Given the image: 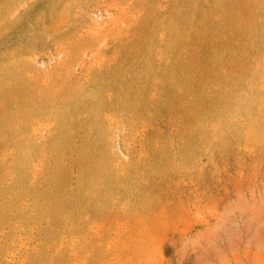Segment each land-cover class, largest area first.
Here are the masks:
<instances>
[{
  "label": "rangeland",
  "instance_id": "rangeland-1",
  "mask_svg": "<svg viewBox=\"0 0 264 264\" xmlns=\"http://www.w3.org/2000/svg\"><path fill=\"white\" fill-rule=\"evenodd\" d=\"M34 1L26 24L24 6L0 3V45L26 31V60L57 62L34 92L57 114L74 107L43 171L37 156L38 171L26 163L18 177L0 139V264H264V0H201L184 42L167 24L182 0H64L52 17ZM124 89L145 102L125 109ZM3 96L0 121L6 105L29 103ZM114 118L125 161L89 144ZM54 170L62 202L26 195Z\"/></svg>",
  "mask_w": 264,
  "mask_h": 264
},
{
  "label": "bare ground",
  "instance_id": "bare-ground-1",
  "mask_svg": "<svg viewBox=\"0 0 264 264\" xmlns=\"http://www.w3.org/2000/svg\"><path fill=\"white\" fill-rule=\"evenodd\" d=\"M9 1L10 0H0V3L3 6H6L9 3ZM15 2H16L15 4L18 6H24L23 9L21 10V12L19 13V16L16 17V22L20 21V22H24L26 24V18L28 16V14L26 13V0H15ZM182 2L187 4V6H174V8L171 10V12L168 14V17H167L168 23H167V21H166V23L169 24V26H171L169 38L172 41L178 40V41L184 42V41L189 40L191 38V33H192L191 27L197 22V19H198V8H199V6H195V5L199 4L201 2V0H182ZM64 4H65L64 0H35L31 6H45L44 11L46 13V16L52 17L58 12V9H59L58 6H64ZM105 14H107V13H105ZM97 17L98 18L100 17L99 14L96 15V18ZM44 19H45V17H44ZM92 22L96 27H98L100 25L98 22H96V20L94 22V20L92 19ZM1 33L2 34H0V36H2L5 33V30L3 29L1 31ZM36 41L38 43H40L41 38L40 37L37 38ZM172 47L173 46L169 45L167 49H172ZM23 50H24V53H23ZM25 50H26V31L23 34H19L16 37H14L13 39L9 40L8 42L0 45V53L2 56H5L7 54V52H12L13 54H16L18 56L16 58V60H14V61H6V62L3 61L0 63V96H1V94H3L4 95L3 98L7 102L8 100H10L8 98L11 97L13 94L21 93L23 95V98L28 99V102H29L28 105H26L25 102L19 103V105L15 106L14 108L8 107L6 105V111L2 114V119L0 121V139H3V142L5 143L6 148L13 151L11 153V156L7 160H9V163L12 164L13 170H15V168L19 170V172H18L19 174L17 175L18 177H20L22 175V172H23L22 170H23V168H25L26 163H30V165L32 166L33 173L38 171V165L39 164L36 165L35 163H33V160L37 156H40L41 161L39 163L41 164L42 171H43V168L45 167L43 164V160L45 159V157L47 155V152H48L47 150H50L53 152L55 150H57L58 140L61 139L63 130L66 128L65 127L66 123L68 122L69 118L71 117V114L73 111L72 107H74V106H71V104H70L66 109L62 110L59 114H57V113H55V111L52 108L48 107V104H45L43 102L42 98L40 96H38V94H39L38 92H34L32 84L36 83L39 80L44 82L48 78H50V77L52 78V75H54V66L57 65V62L51 65L52 68H48L47 64L44 61L32 63L30 60H26ZM26 61L28 62V64H26ZM170 63L171 64H169V66H167V68L163 71L164 75L176 70L174 65L172 66L171 60H170ZM174 64L178 65L177 63H174ZM193 74H194V72H190V71H188L186 73V76H187L186 78L188 81H191L193 79ZM30 75L32 77H34L33 80L30 78ZM184 82H185V80H184ZM234 82H235V85H237L238 87L245 88L246 89L245 90V96L250 97V89L253 86L250 87L249 82L239 83L236 80H234ZM6 83H9V84L6 85ZM166 89L170 90V87L167 86ZM122 91L125 93L124 97L126 99L125 102L127 103V105L125 106V109H126V107L132 108V109H137V107L139 105H141L145 102L144 98L146 96H144L142 99H135L134 100V99H131V97H130V91H126V89H124ZM99 92H101V91H99ZM227 104H229V103H227ZM247 105H248V103L244 102L243 104H240L238 107L240 110L246 111ZM102 106H103L102 104H99V106H98V110H99L100 114H103L106 111V110H104V108H102ZM26 110H28V111L31 110V113L29 116L27 115L28 111H26ZM47 115H52V116L50 117V119H47L48 118ZM92 115L95 116L96 114H92ZM114 116L118 117V115H116V114ZM54 117L60 118V120H55ZM118 119L114 118L112 120L111 124L109 123L108 128L106 127V129L103 128L104 130L99 131L98 136L96 138H94L92 136L90 138L89 144H91L93 146L95 145V149L97 151L102 152V153L107 152L108 154L111 155V153H113L112 151H114V153H116L117 158L119 160L125 161V160L129 159L130 152L126 146V142L122 139L121 135L118 133V126L116 125V123H118ZM89 120H90V123H92V124L98 123V121L96 122L95 118H90ZM251 121H252V119H251ZM126 125H128V124H126ZM113 126L115 127V129H114L115 131L111 130ZM87 153H88V151H87ZM82 157H84V156H82ZM183 157L184 156H182V158ZM89 159H90L89 157H85L84 161L86 163H89ZM44 173H43V175H44ZM62 176H63L62 172H60L59 170L58 171L54 170L53 173H51V177L49 178L50 184L49 183L46 184V186L39 188V190L34 189L33 191H26V195L36 196V197L39 196V197L45 198L46 196H48L49 193H53L55 201L56 202L57 201L62 202L63 196L61 195V191H62L63 185L65 186V184H64L65 181L62 182V179H63ZM51 185H53L54 190L50 191V189H49V191H48V188H50ZM69 186H70V184H69ZM21 195H23V194H20V196ZM51 197H52V195H51ZM67 201L72 202L73 200L68 199ZM19 203H21V202L19 201ZM20 207H21V205H20ZM22 208H24V207H22ZM113 210H115V209H113ZM18 213H20V212H18ZM15 216H17V215H15ZM75 216H77V215H75ZM2 217H3V214L0 211V218H2ZM125 217H127V216H125ZM8 225H9V223H8ZM66 225L67 224H65V226ZM12 231H13V229H12ZM15 232H16V230L13 232V234H15ZM60 232H61V230H60ZM10 234H12V232ZM68 239H69V237H68ZM64 241H63V243H64ZM58 244H59V242H58ZM70 250H72V248ZM70 253H72V252H70Z\"/></svg>",
  "mask_w": 264,
  "mask_h": 264
}]
</instances>
